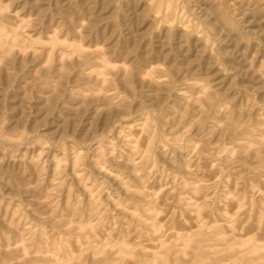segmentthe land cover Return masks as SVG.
<instances>
[{
  "label": "rangeland",
  "instance_id": "1",
  "mask_svg": "<svg viewBox=\"0 0 264 264\" xmlns=\"http://www.w3.org/2000/svg\"><path fill=\"white\" fill-rule=\"evenodd\" d=\"M0 264H264V0H0Z\"/></svg>",
  "mask_w": 264,
  "mask_h": 264
}]
</instances>
